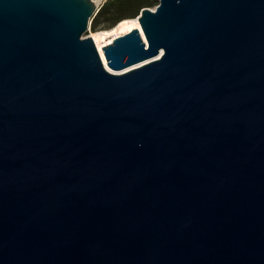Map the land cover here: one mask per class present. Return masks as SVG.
Listing matches in <instances>:
<instances>
[{"label":"water","instance_id":"95a60500","mask_svg":"<svg viewBox=\"0 0 264 264\" xmlns=\"http://www.w3.org/2000/svg\"><path fill=\"white\" fill-rule=\"evenodd\" d=\"M96 8L0 0V264H264V0Z\"/></svg>","mask_w":264,"mask_h":264},{"label":"trees","instance_id":"16d2710c","mask_svg":"<svg viewBox=\"0 0 264 264\" xmlns=\"http://www.w3.org/2000/svg\"><path fill=\"white\" fill-rule=\"evenodd\" d=\"M157 3V0H106L102 8L93 16L92 30H108L124 19L138 18L137 15L143 7ZM104 21H108L109 24L101 26Z\"/></svg>","mask_w":264,"mask_h":264},{"label":"bare ground","instance_id":"6f19581e","mask_svg":"<svg viewBox=\"0 0 264 264\" xmlns=\"http://www.w3.org/2000/svg\"><path fill=\"white\" fill-rule=\"evenodd\" d=\"M90 24H91V21H90ZM90 24H89V30L91 29ZM135 27H139L140 31L142 32L139 18H127L126 20L124 19L123 21L119 22L118 24H116L115 26L111 27V29H108V30H96V31L90 30L91 31L90 36L94 38L96 46L98 50L100 51L102 59L105 63H106V58H105L104 50L102 49L103 45L112 42L113 39L119 37L120 35L128 33L130 30H132ZM143 35H144V32H143ZM155 58H158V56H152L151 58L140 61L134 65L125 67L120 70H113V71L116 73L125 72L133 68H136L137 66L143 65L144 63L150 62Z\"/></svg>","mask_w":264,"mask_h":264},{"label":"built area","instance_id":"2783aa9c","mask_svg":"<svg viewBox=\"0 0 264 264\" xmlns=\"http://www.w3.org/2000/svg\"><path fill=\"white\" fill-rule=\"evenodd\" d=\"M96 3L97 8L95 10L94 15L102 8V5L106 2V0H92Z\"/></svg>","mask_w":264,"mask_h":264},{"label":"rangeland","instance_id":"374dc122","mask_svg":"<svg viewBox=\"0 0 264 264\" xmlns=\"http://www.w3.org/2000/svg\"><path fill=\"white\" fill-rule=\"evenodd\" d=\"M157 2H158V0H157ZM156 5H157V4L152 5V6H150V7L154 8ZM148 7H149V6H148ZM108 24H109L108 21H104V22L101 24V26H105V25H108ZM90 27H91V24H90ZM90 30H92V27H91ZM90 30H89V28H88L87 32L84 33V36L91 35V31H90Z\"/></svg>","mask_w":264,"mask_h":264}]
</instances>
